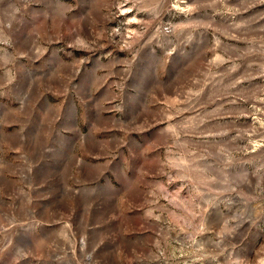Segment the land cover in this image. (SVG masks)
<instances>
[{
	"label": "rangeland",
	"instance_id": "1",
	"mask_svg": "<svg viewBox=\"0 0 264 264\" xmlns=\"http://www.w3.org/2000/svg\"><path fill=\"white\" fill-rule=\"evenodd\" d=\"M0 264H264V0H0Z\"/></svg>",
	"mask_w": 264,
	"mask_h": 264
}]
</instances>
